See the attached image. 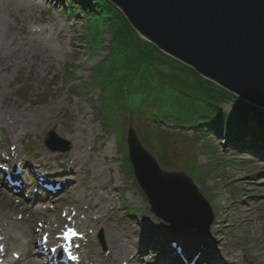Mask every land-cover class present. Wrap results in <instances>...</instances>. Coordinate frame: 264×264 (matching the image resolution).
I'll list each match as a JSON object with an SVG mask.
<instances>
[{
    "label": "rangeland",
    "instance_id": "obj_1",
    "mask_svg": "<svg viewBox=\"0 0 264 264\" xmlns=\"http://www.w3.org/2000/svg\"><path fill=\"white\" fill-rule=\"evenodd\" d=\"M68 1L0 0V181L11 182L12 176L4 169L12 161L28 164L25 173H21L22 194L0 185V214L13 215L24 229V235L16 237L11 231L9 239L2 242L7 253L0 256L1 264H15L8 258L17 254L23 258V248L28 246L42 264H50L46 254H39L46 247L41 244L62 239L68 228L74 229L66 227L70 221H77L85 230L84 233L75 229L83 233L84 242L76 264H158L154 253H163L166 246H175L173 250L178 251L181 243L192 240L191 246L196 249L200 242L216 238H223L225 243L221 247L231 251L238 264H264V158L257 154L260 147L264 148V135L257 137L256 133L261 131L251 122L261 119L257 120L252 110L245 112L241 119L245 121L244 128L235 140L226 137L224 122L220 134L210 129L206 132L204 128L202 135L197 136L190 128L163 127V136L158 137L155 126L150 127L137 109L130 115L115 106L119 102L115 93L124 104L139 100L138 93L131 86L128 88L130 74L122 56L110 45L112 32L121 28L117 12L130 30L136 32L135 29L110 0L104 1L118 10H112L116 15L112 27L108 23L112 19L103 18L96 26L89 25L81 8L70 7ZM98 13L99 8L90 10L93 17ZM120 80L127 83L120 84ZM118 82L120 86L114 89ZM50 102L61 107L52 117L38 122L35 129L14 130L20 125H8L2 119L7 116L8 120L9 115L20 118ZM217 107L218 113L212 120L230 116L233 102ZM100 110L107 114L103 116ZM103 118L108 120L104 122ZM76 126L81 129L76 130ZM129 128L164 170L187 173L214 207L207 234L178 236L150 211L146 196L130 172L126 144ZM52 129L69 142L70 148L72 138L67 131H82L90 145L96 146L91 155L97 162L86 163L83 168L78 164L74 167L76 172L71 171L72 162H77L76 156L70 154L72 150L54 152L44 144ZM90 145H81V151L76 152L82 156ZM16 154L19 155L14 158ZM35 167L37 170L31 171ZM19 174L15 173L17 177ZM55 177L67 178L68 182L51 194L41 187L42 194L35 192L32 181L36 179L42 186L47 183L43 186L47 188ZM249 208L250 215L244 214ZM220 218H224L222 223ZM109 224L120 238L123 255H114L106 244L105 228ZM229 226L231 229L224 234H216L218 229ZM28 233L33 234L34 242L29 240ZM151 246H156L155 250L151 251ZM141 247L150 252L141 251ZM221 247L216 249L212 245V253L204 250L198 264H206V259L218 254L217 250L220 253Z\"/></svg>",
    "mask_w": 264,
    "mask_h": 264
},
{
    "label": "water",
    "instance_id": "obj_2",
    "mask_svg": "<svg viewBox=\"0 0 264 264\" xmlns=\"http://www.w3.org/2000/svg\"><path fill=\"white\" fill-rule=\"evenodd\" d=\"M110 1L142 38L264 115V0ZM126 142L150 211L177 232L206 234L214 211L193 179L164 170L132 128ZM44 144L70 148L53 129Z\"/></svg>",
    "mask_w": 264,
    "mask_h": 264
},
{
    "label": "trees",
    "instance_id": "obj_3",
    "mask_svg": "<svg viewBox=\"0 0 264 264\" xmlns=\"http://www.w3.org/2000/svg\"><path fill=\"white\" fill-rule=\"evenodd\" d=\"M101 2L98 3V0H80L79 3H76L74 0H69L68 5L81 8L89 25L96 26L97 21L103 18L106 21L112 19L108 22L112 27L116 19L115 11L118 10L112 8L104 0ZM91 6L92 8H99V13L95 14L94 17L90 15ZM117 15L119 16L117 21L121 28H115V31L112 32L110 45L117 51L118 55L122 56L123 63L127 66L130 74L127 81L129 82L128 88L130 89L131 86V90L134 93L137 92L139 97V100L124 104L122 100H119L118 94L115 93L117 101H119L115 104L118 111H125L131 115L137 109V112L143 115L150 127L155 126V133L158 137L163 136V127L167 129L190 128L197 136L202 135L204 128H206V132L210 129L214 134H220L224 122L227 126L225 135L230 140H235L244 128L243 122L245 121L242 122L241 119L245 116V112L250 113L251 108L224 89L198 75L189 66L161 52L149 41L142 39L139 34L128 28L127 22L120 17L119 12ZM123 24L126 27H123ZM121 82L124 81L120 80V84ZM120 84L119 82L115 83L114 89ZM149 97L152 99L148 100ZM227 101L233 102V110L230 116L222 117V120L219 117L212 120L214 114L218 113H215L218 104ZM100 113L103 116L107 114L101 110ZM252 114L257 117V120H263H260L261 122L256 121L258 125L263 126L264 115L261 114L262 118H259V113L252 112ZM107 120L103 118L104 122ZM218 121L221 125H218L220 124ZM235 126L239 128L235 129ZM263 135V132L256 133L257 137Z\"/></svg>",
    "mask_w": 264,
    "mask_h": 264
},
{
    "label": "bare ground",
    "instance_id": "obj_4",
    "mask_svg": "<svg viewBox=\"0 0 264 264\" xmlns=\"http://www.w3.org/2000/svg\"><path fill=\"white\" fill-rule=\"evenodd\" d=\"M86 1V0H83ZM0 51H1V44H0ZM60 104H55V103H48L44 106H42L41 108H37L36 110H33L32 113H27L26 115H22L20 116V118L15 115V116H8V120L6 119L5 116H2V119H4V123L8 124V125H13L15 123H17V125L19 124L20 126L15 127L14 130L16 129H20L23 131H29V129H35V126L38 122L42 121L45 118H50L53 116V114L55 113L57 108H60ZM222 118V117H221ZM82 119V117H81ZM54 122V121H53ZM252 123L256 124L255 126L259 129V131L264 133V130H261V127L263 128L262 125H258L256 123V121L252 120ZM74 125H76V121L74 122ZM60 129L61 126L59 127ZM76 130L79 128L81 129V127L76 126L75 127ZM58 130V129H57ZM66 131V130H65ZM69 138H72V142H71V152L74 156H76L77 162H72V166H70L71 171H75V168L77 167L76 165L80 164V168H83L84 165H86V163H90L93 165V163H96L97 161H95L94 156L91 155V152L93 149H95V145H90V141H88L85 137L82 131H78L75 132L73 129L67 131ZM88 144L90 145L89 148H86V154H83L82 156H80V152H76V151H81V145H85ZM254 146L256 147H260L258 144H255ZM73 147V149H72ZM261 150L260 152H258V155H261L264 158V148L260 147ZM43 154V156L45 158L48 157V155H46V153H41ZM19 154H16L14 156V158L18 156ZM65 163V162H64ZM27 162L23 163L22 161H19L16 159V162L11 163V166L8 168H5L4 170L10 175L12 176L11 182L8 183V186L11 189H15L16 192H18L19 190H21L22 185H23V174L21 173H25V169L27 166ZM31 166V165H30ZM75 167V168H74ZM79 168V169H80ZM37 167L35 168H31V171H36ZM20 173L19 177H17V175H15V173ZM97 173V172H96ZM21 175V176H20ZM65 177H71L69 175H65ZM58 177L53 178V182H51L52 185H54V187H56L55 191L59 189V187H62L63 184H66L68 182V179H57ZM9 179V178H8ZM0 185H7V181H0ZM66 187V186H65ZM66 189V188H65ZM22 193V191L20 192ZM27 208V207H25ZM214 208V207H213ZM212 208V209H213ZM214 211V210H213ZM251 212V208H249L248 211H244V214L250 215ZM73 216V215H72ZM224 220L223 219H218V221H220L219 223H222ZM73 227L74 230L76 229L79 232H84L85 230L83 228H81L78 225V222L76 221V223H74L73 221L69 222V225L66 227ZM232 226H229L227 229H218V231H216V234H224L226 231H228L229 229H231ZM11 231H13L17 236H21L24 235V229L22 228V225L18 223V221H15V217H13V215H7L5 213L0 214V252L5 250V245L2 243L5 239H9L10 237V233ZM82 234H80L81 237ZM29 236V240L34 242V236L31 233H28ZM80 237H71L69 238L67 241L65 240H60L59 238H55V239H49L47 242L42 243L41 245H44L46 247H43L42 250L44 252V254H51V259L53 261H58V250L61 248L62 250H67L68 253L71 252L72 255H69L68 257H66V264H76V262L79 261V258H77L78 254L81 255L82 252V245H84V242L81 240ZM105 237H106V244L108 245L109 249L112 250L114 255H123L125 252L122 248V244L120 242V238L117 236V233L114 231L112 224H109L106 226L105 228ZM179 239H181L180 237H178ZM182 240V239H181ZM185 240V239H184ZM189 242V243H188ZM188 242H183L180 244V246H178L177 250H173L172 246L165 247V251L163 253L156 251L154 253V260L158 261V264H198V260L199 258H201V254L204 252V250H209L210 253H212V249H217L220 248L225 242L223 241V238L220 240L218 238L212 239V241L210 240H206L204 243L200 242V247L193 249V245L191 246L192 240H189ZM212 245L215 248H211ZM27 246V244H26ZM21 247V245L19 246ZM211 249H210V248ZM142 249H140L141 251L144 249L146 250V253H149L150 251L147 250V248L141 247ZM156 246H151L150 249L151 251L155 250ZM222 248V247H221ZM52 251H51V250ZM53 249H55V251H53ZM23 253L25 254V256L23 258H20V254H17L16 256H12L13 258H8L7 261L11 262V263H15V264H42L40 260H38L37 257L39 256H34L33 255V250L31 249L30 246L23 248ZM215 251V250H214ZM216 255H211L210 259H206V264H238L237 260H236V256L232 254L231 251L225 249L224 247L222 248V250H220V253L217 250ZM4 252H2V256H3ZM39 254H43L41 251ZM153 255V253H150ZM0 255V256H1ZM147 255V254H146ZM203 255V254H202ZM205 257V256H204ZM20 258L19 261H17V259ZM1 261H3V258L1 259ZM81 261V260H80ZM147 261H149V259H147ZM182 261V263H181ZM1 264V262H0Z\"/></svg>",
    "mask_w": 264,
    "mask_h": 264
},
{
    "label": "snow or ice",
    "instance_id": "obj_5",
    "mask_svg": "<svg viewBox=\"0 0 264 264\" xmlns=\"http://www.w3.org/2000/svg\"><path fill=\"white\" fill-rule=\"evenodd\" d=\"M77 235L76 231L72 228H68L67 231L64 233V238L69 239L71 237H75ZM55 251V249H53Z\"/></svg>",
    "mask_w": 264,
    "mask_h": 264
}]
</instances>
